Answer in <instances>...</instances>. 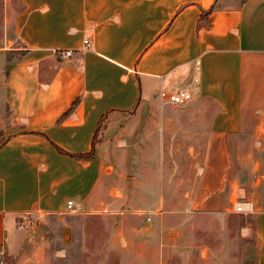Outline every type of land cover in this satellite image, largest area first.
Segmentation results:
<instances>
[{
	"label": "crops",
	"instance_id": "0c3cea01",
	"mask_svg": "<svg viewBox=\"0 0 264 264\" xmlns=\"http://www.w3.org/2000/svg\"><path fill=\"white\" fill-rule=\"evenodd\" d=\"M5 5L23 53L7 64L3 88L0 254L46 264L28 220L64 214L69 201L102 202L111 173L96 153L104 120L151 106L169 112L160 93L183 91L192 95L182 109L188 116L160 124L201 142L191 147L201 159L176 196L155 187L158 226L137 231L136 264H169L173 253H187L191 234L227 231L243 198L254 204L248 215L264 252V0ZM69 50L72 57L61 56Z\"/></svg>",
	"mask_w": 264,
	"mask_h": 264
},
{
	"label": "rangeland",
	"instance_id": "374dc122",
	"mask_svg": "<svg viewBox=\"0 0 264 264\" xmlns=\"http://www.w3.org/2000/svg\"><path fill=\"white\" fill-rule=\"evenodd\" d=\"M6 1L0 0V128L8 118L3 96L7 64L23 53L13 24H5L9 15ZM16 1L12 0L14 4ZM168 107L169 112L163 105L136 108L130 114H114L104 120L96 153L111 173L102 202L74 215H37L28 220L38 250L46 255V264L137 263V231L158 226L154 220L159 213L155 187L161 183L167 196H176L189 187L196 176L197 160L201 159L200 154L193 157L191 150L197 144L201 147V142L162 130L160 123L165 116H188L182 110L185 105ZM176 207L167 206L170 210ZM187 243V253H173L169 264H264L254 215H238L225 232L200 230L191 234ZM7 257L6 252L1 253L0 263L41 264L32 258L16 261Z\"/></svg>",
	"mask_w": 264,
	"mask_h": 264
},
{
	"label": "built area",
	"instance_id": "2783aa9c",
	"mask_svg": "<svg viewBox=\"0 0 264 264\" xmlns=\"http://www.w3.org/2000/svg\"><path fill=\"white\" fill-rule=\"evenodd\" d=\"M84 44L85 45L89 44L88 34L84 38ZM60 54L61 56L65 58H69L73 56V51L71 50L63 51V52H60ZM159 96L163 104H169L174 107L182 106L192 99V95L188 91H183V92H178V93L161 92ZM81 209L82 208L75 206V204L72 201H69L67 203V210L64 212V214H73V215L78 214L80 213ZM233 210L235 213L248 215L254 212V204L251 200L243 198V200L235 203ZM20 228H23V226H21Z\"/></svg>",
	"mask_w": 264,
	"mask_h": 264
},
{
	"label": "trees",
	"instance_id": "16d2710c",
	"mask_svg": "<svg viewBox=\"0 0 264 264\" xmlns=\"http://www.w3.org/2000/svg\"><path fill=\"white\" fill-rule=\"evenodd\" d=\"M245 2H246V0H241V4H243V3H245ZM215 7H216V6H214V7H213L208 13L213 12L214 9H215ZM205 15H206V13H203L201 19L204 18Z\"/></svg>",
	"mask_w": 264,
	"mask_h": 264
}]
</instances>
